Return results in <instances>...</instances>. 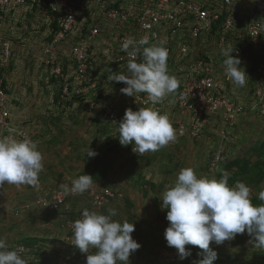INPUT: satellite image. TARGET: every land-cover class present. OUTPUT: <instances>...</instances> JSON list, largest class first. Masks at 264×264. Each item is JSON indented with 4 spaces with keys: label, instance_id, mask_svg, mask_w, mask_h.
Segmentation results:
<instances>
[{
    "label": "built area",
    "instance_id": "2783aa9c",
    "mask_svg": "<svg viewBox=\"0 0 264 264\" xmlns=\"http://www.w3.org/2000/svg\"><path fill=\"white\" fill-rule=\"evenodd\" d=\"M78 1L81 11L74 8L73 0H50L49 5H40L43 21L57 25L53 36L44 43L45 57L42 60L45 66H51L52 60L59 58L66 45L73 59L65 71L59 63L51 66V74L60 83V99L86 94L97 86L98 81H104L97 77L98 67L107 69V72L127 74V64L131 58L121 50L123 41L127 37L139 41L147 36L149 45L163 43L167 48L168 73L179 82L178 89L167 96L169 109L164 112L162 103L153 105L146 93H138L134 97L123 94L120 89L126 84L121 82L117 86V101L121 99L124 105L117 107L116 103L111 102L113 96L100 91V97L87 102L86 111L89 114H101L105 122L118 129L131 103L166 113L178 137L192 140L203 138L211 144L208 150L210 168L230 156L231 152L226 148L236 141L235 127L240 125L243 115L260 118L261 127L264 128V0ZM28 6L26 0H0L2 62H7L13 51L11 38L14 33L9 26V17L12 18L15 9L18 11L23 7L26 10ZM84 13H88V17ZM6 30L9 32L7 36L4 34ZM229 44L234 48L231 55H239L241 67L246 71L248 79L244 87L235 86L224 73L221 49ZM149 45L140 46L141 51L135 58L137 63L143 62V47ZM100 61L102 65L98 64ZM92 68L95 70L90 71ZM105 80H108L107 77ZM8 102L9 95L0 78L2 136L13 135L10 130L15 129ZM17 133L18 139L32 140L24 131ZM133 147L135 145L130 144L131 152L138 154L132 150ZM79 196L90 198L91 206L96 210L113 200L115 192L108 186L95 185L83 194L64 195L62 189H54L47 196L39 197L35 203L57 212L66 204L68 197ZM82 212L69 223L71 243L72 225L81 218ZM17 248L23 249L20 252L23 258L30 257L29 249L24 245L13 244L10 250ZM160 253L163 255L161 261L165 264L192 263L190 256L180 260L174 247ZM68 258L65 251H59L52 261L39 264H67Z\"/></svg>",
    "mask_w": 264,
    "mask_h": 264
},
{
    "label": "rangeland",
    "instance_id": "374dc122",
    "mask_svg": "<svg viewBox=\"0 0 264 264\" xmlns=\"http://www.w3.org/2000/svg\"><path fill=\"white\" fill-rule=\"evenodd\" d=\"M24 11L23 8L15 9L12 18L9 17V26L14 33L13 51L7 62L0 58V78L15 104L11 113V123H15L16 129L13 135L17 138V132L24 131L35 137L44 167L39 174L38 186L17 187L5 183L0 187V238L6 241L8 250L22 237L36 236L42 239L44 248L53 252L65 251L69 256L67 264H86L87 253H82L70 242L69 223L80 210L107 215L109 210L115 209L113 219L121 223L132 222L135 230L131 236L141 245L130 255V264H165L160 252L171 247L164 238L169 222L167 209L161 208L162 194L166 186L175 183L179 171L187 167L194 169L197 176L208 179L219 180L227 173L230 187L237 181L244 182L251 189L253 205L264 203L259 199V193L264 191V128L260 118L248 115L235 127L236 141L226 148L231 152L230 156L216 167L208 166L211 144L203 138L192 140L177 136L175 142L159 151L132 154L128 146H122L112 138L113 130L102 126L101 114L88 115L83 103L69 98L56 102L60 83L50 80V72L42 60L45 57V32L36 37L39 22L35 24L37 32H26L28 22L26 16L21 15ZM68 52V46H63L58 60L61 62L63 57L69 56ZM98 64L102 65L101 61ZM96 70L97 77L104 79L102 87L107 83V88L101 92L114 94L111 102L116 103L119 91L105 80L110 72L100 67ZM169 107L166 97L163 111ZM88 147L98 154L87 157ZM83 174L91 176L95 186H109L115 192V198L96 210L86 196L68 197L57 212L35 203L39 197L62 189L61 185H69ZM250 239L244 233L219 246L210 244L218 254L214 264H264V248L253 247ZM200 252L202 250H198L195 260L187 264L202 259L198 255Z\"/></svg>",
    "mask_w": 264,
    "mask_h": 264
},
{
    "label": "clouds",
    "instance_id": "9594fccd",
    "mask_svg": "<svg viewBox=\"0 0 264 264\" xmlns=\"http://www.w3.org/2000/svg\"><path fill=\"white\" fill-rule=\"evenodd\" d=\"M143 45H149L147 36L139 41L125 38L121 50L131 58L127 74L110 71L107 79L126 84L120 91L127 96L146 93L155 105L173 94L179 82L168 73V50L163 43L143 47V62L135 61ZM233 52L231 44L221 49L224 73L235 86L244 87L248 77L239 55H231ZM117 130L119 143L135 145L132 150L141 155L159 151L177 139V130L168 115L153 108L126 109ZM10 131L14 133L15 129ZM97 154L88 147L87 157ZM42 161L35 141L17 139L11 134L0 137V187L5 183L17 187L38 186L44 167ZM61 187L64 195L83 194L93 187V179L83 174L70 186ZM259 199L264 202V191L259 193ZM161 201L169 222L164 238L169 247L177 250L180 260L191 255V250L186 248L191 245L202 250L198 255L203 258L195 264H214L218 254L210 244L219 246L233 240L237 234L247 233L253 247L264 248V203L253 205L251 189L244 182L237 181L230 187L227 173L216 180L197 176L190 167L182 168L175 183L166 186ZM115 215V209L109 210L107 215L85 209L81 218L73 223L72 244L87 253L86 264H130V255L141 247L131 236L134 224L114 220ZM22 251V248L8 250L6 241L0 238V264H29L20 255Z\"/></svg>",
    "mask_w": 264,
    "mask_h": 264
},
{
    "label": "trees",
    "instance_id": "16d2710c",
    "mask_svg": "<svg viewBox=\"0 0 264 264\" xmlns=\"http://www.w3.org/2000/svg\"><path fill=\"white\" fill-rule=\"evenodd\" d=\"M26 1H27V3L30 6H28L26 11H25V13L27 14V17H28V18L25 17V21L28 22V24H27L28 28H26L25 31L26 32H30V30H31V33L34 32V31L37 32L36 31L37 28L35 27V24H37L39 22L41 24H38L40 27H39L38 33H36V37H38V36H40V34H42L40 32H45V37L43 38V40L44 41L49 40L53 36L57 25L55 23L47 24L46 22L43 21L42 16L40 15V5L42 3H45V4L49 5L50 0H26ZM79 5H80V2L78 0H73L74 8L81 11V9L79 8L80 7ZM21 8H23V7H21ZM23 10H24V8H23ZM84 16L88 17V13H84ZM20 24L21 23L18 21V25H20ZM8 33L9 32L6 30L4 34L7 36ZM9 38H10V36H9ZM11 40H13V37L11 38ZM196 44H198V42ZM94 58L96 59V56H94ZM58 59L54 58L52 60L51 66H55L56 64L59 63L62 66L64 71L66 70V66L68 65V63L73 62V59L71 58V56L63 57L61 62ZM63 59H65L64 63H63ZM51 66L50 67L48 66V68H47V71L50 72V75H51L49 78L52 81H57V78L54 75L51 74ZM89 70L93 71V70H95V68H92V69H89ZM91 79H93V77ZM109 83H110L109 84L110 86H114L115 85V87H117L121 82H109ZM106 88H107V85L105 84V87H104V85L102 87V80H100V81H98L97 86L93 87L88 93L82 94V95H79V96H76V95L67 96L65 100H68V98H69V100H71V101L74 100V101L83 103V106H85V112L89 115V113L86 111V105H87L88 100L91 99V98L100 97L101 96L100 91L101 90H105ZM6 92L9 95V102L8 103H9V106H10V111L12 113V111L15 109V104L13 102L12 97L10 96V93L8 92L7 86H6ZM59 93H60V87H59V89L57 91V95H56V99L57 100H56V102H59L61 100L60 97H58ZM171 100H172V98H171ZM160 103L163 104V101L160 102ZM123 105H124V103H123V101L121 99L116 102V106L117 107H122ZM130 107H131V109L133 111H137V110H139V108H141L138 105H135L134 103H131ZM242 119H245L244 115L242 116ZM259 122H260V125H261L262 120L260 119ZM12 124L15 125V123H12ZM240 124H242V122H240ZM102 126L104 128H106L107 130L108 129L113 130V134L114 135H113L112 138L115 141H117V142L119 141V139L117 137V134H116L117 126H114L113 124L105 122L104 119L102 120ZM180 137L181 138H185V139H189V138L182 137V136H180ZM31 138H32L33 141L36 140L35 137L31 136ZM127 146H128V150L131 152L130 145H127ZM205 146H207V144H205ZM132 154H134V153H132ZM207 157H208L207 158V162H208V166H209V156H207ZM103 186H107V185L103 184V185H100V186H97V187H103ZM79 212H82V211L80 210ZM75 217H77V216H75ZM41 240H42L41 238L36 237V236H26V237H22V238L16 240L14 242V244H16V245H24L25 247H27L29 249L30 257L26 258L29 261V264H39V263H43V262L52 261L53 257H54V254H57L59 251L57 250V251L53 252V251H51L49 249L44 248L45 245L44 244H42L43 246L41 245V242H42ZM186 248L191 250L190 257L192 258V260H195L198 250H201L198 247L191 246V245H187ZM172 264H186V263H172Z\"/></svg>",
    "mask_w": 264,
    "mask_h": 264
},
{
    "label": "crops",
    "instance_id": "0c3cea01",
    "mask_svg": "<svg viewBox=\"0 0 264 264\" xmlns=\"http://www.w3.org/2000/svg\"><path fill=\"white\" fill-rule=\"evenodd\" d=\"M22 13L27 17V14L25 13V11L24 12H21V15H22ZM28 18V17H27Z\"/></svg>",
    "mask_w": 264,
    "mask_h": 264
}]
</instances>
